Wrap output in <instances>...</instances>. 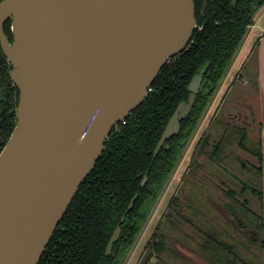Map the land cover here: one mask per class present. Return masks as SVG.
Listing matches in <instances>:
<instances>
[{
    "label": "water",
    "instance_id": "obj_1",
    "mask_svg": "<svg viewBox=\"0 0 264 264\" xmlns=\"http://www.w3.org/2000/svg\"><path fill=\"white\" fill-rule=\"evenodd\" d=\"M9 18L12 41L4 29ZM200 28L195 0L0 1L1 46L20 90L16 126L0 153V264H39L112 130L148 98L162 68ZM209 68L192 79L155 157L180 133Z\"/></svg>",
    "mask_w": 264,
    "mask_h": 264
},
{
    "label": "trees",
    "instance_id": "obj_2",
    "mask_svg": "<svg viewBox=\"0 0 264 264\" xmlns=\"http://www.w3.org/2000/svg\"><path fill=\"white\" fill-rule=\"evenodd\" d=\"M233 2L209 0L202 12L204 0H195L201 28L196 30L191 46L162 68L148 98L120 129L112 130L103 155L81 184L39 264H123L249 27L264 6V0H239L236 6ZM209 63L205 87L190 115L181 122L179 135L169 139L155 157L175 110L189 99V84ZM1 71L3 80L2 76H8V72L2 68ZM7 97L8 101H14L13 95ZM6 105V101L0 104ZM8 108L11 111L4 113L0 128L8 137L0 143V153L17 122L18 103ZM247 139L246 128L217 118L212 121L196 144L181 188L172 196L164 219L150 240L143 264H149L152 257L163 262L169 249L189 263L194 259L185 252L188 250L210 264H264V194L259 185L263 151L249 148ZM235 143L258 157L260 165L237 158L244 175L228 167L223 157ZM217 173L227 178L221 184L213 178ZM146 175L148 181L142 186ZM230 183L241 189L232 188ZM212 189L218 192L217 197ZM246 193L258 198L260 211L252 208L249 198L241 199ZM136 195L133 208L126 213ZM125 214L121 237L108 255L109 242Z\"/></svg>",
    "mask_w": 264,
    "mask_h": 264
},
{
    "label": "rangeland",
    "instance_id": "obj_3",
    "mask_svg": "<svg viewBox=\"0 0 264 264\" xmlns=\"http://www.w3.org/2000/svg\"><path fill=\"white\" fill-rule=\"evenodd\" d=\"M263 9L264 6L258 12L259 15ZM259 15L256 16L255 21ZM255 45L256 41L251 42V46L248 48L249 50L244 49L241 57L238 56V59L240 58V60L234 69V65L233 67H230V64L229 71H227L216 92L210 99L195 132L184 149L179 163L157 200L147 222L123 264H143V260L146 259L148 255L150 240L154 236L157 227L162 223L172 196L181 188L184 176L191 164L196 144L204 132L210 128L214 119H221L224 122H230L233 125L246 128L248 131L247 146L255 151L260 149L263 151L264 96L258 91L257 87L256 90L253 87L256 83V77L252 69L257 67V54L253 53L251 57L249 56L252 46L255 47ZM225 77H227L226 81L230 79V82L229 84L227 83L228 86L226 87H224ZM251 79L255 80L254 83ZM237 158L245 160L247 164L253 163L255 165H260L258 157L235 143L226 149L223 162L239 175L244 174L240 168V164H238L239 161ZM221 175L222 174L217 173V175L213 176L214 180L219 184H221L222 179L225 177L224 175ZM260 182L259 185L262 187L263 181L261 180ZM230 184L232 188H237V190L241 189L236 183ZM212 191L217 197L218 192L214 189H212ZM241 196V199L249 198L252 208L260 211V204L257 197H253L248 193ZM185 229L189 233H193L190 228L185 227ZM192 244L196 246L195 242H192ZM185 252L194 259L192 263H189L187 259L169 249L163 256V262L162 260H157L156 257H152L149 264H164V262L167 264H210L199 255L197 256L191 253L189 250Z\"/></svg>",
    "mask_w": 264,
    "mask_h": 264
},
{
    "label": "crops",
    "instance_id": "obj_4",
    "mask_svg": "<svg viewBox=\"0 0 264 264\" xmlns=\"http://www.w3.org/2000/svg\"><path fill=\"white\" fill-rule=\"evenodd\" d=\"M263 8V7H262ZM260 11V10H259ZM257 15H259L257 13ZM256 15V16H257ZM256 19V17H255ZM264 9L260 13L259 17H257V20L254 22L253 25L249 27V30L245 36V39L243 43L241 44L236 56L235 60L231 63L230 67H233V69L238 65L240 58L238 59V56L241 57L243 54L244 49H248L251 46V42L256 41L255 47L252 46V49L250 51L249 56L251 57L253 53L257 54V67L253 68L252 71L254 72V75L256 77V83L254 84V88L256 90V87L259 92L262 93L264 96ZM249 50V49H248ZM247 50V51H248ZM230 78V77H229ZM227 77L224 79V87L228 86L230 79L226 81ZM252 82L254 83V79H251ZM226 82V84H225ZM228 83V84H227ZM262 190L264 194V148H263V176H262ZM263 217H264V205H263ZM263 240H264V233H263ZM263 262H264V248H263Z\"/></svg>",
    "mask_w": 264,
    "mask_h": 264
},
{
    "label": "flooded vegetation",
    "instance_id": "obj_5",
    "mask_svg": "<svg viewBox=\"0 0 264 264\" xmlns=\"http://www.w3.org/2000/svg\"><path fill=\"white\" fill-rule=\"evenodd\" d=\"M0 1H2V0H0ZM208 1L209 0H207V1L204 0V6H203V9H202V12L206 8ZM8 22H9V29L7 30L6 29V24ZM4 29H5V33H6L7 37L10 39V41H12L14 39V34H13V30H12V20H11V18H9L6 21ZM2 52L4 53L3 48L1 46V41H0V71H1V68H2V69H7V72H8V76L4 75V76H2L3 80H1L2 78L0 79V104H3L5 101H6V104H7L5 107H1L0 106V115H1V117H0V128H2V126H3L2 122H4V113L7 112V111H11V108H8V107L19 103V98H20V90L15 85V83L13 82V80L11 78V64H10L7 56L5 55V53L3 55ZM4 56H5V58H4ZM7 95L9 97L13 95L14 96V101L13 102L8 101L7 100L8 99ZM6 137H8L7 133L0 132V143L5 141Z\"/></svg>",
    "mask_w": 264,
    "mask_h": 264
},
{
    "label": "built area",
    "instance_id": "obj_6",
    "mask_svg": "<svg viewBox=\"0 0 264 264\" xmlns=\"http://www.w3.org/2000/svg\"><path fill=\"white\" fill-rule=\"evenodd\" d=\"M153 91V88L150 86L149 87V92ZM127 122V118L125 120H123L118 126H117V130L120 129V127L125 124Z\"/></svg>",
    "mask_w": 264,
    "mask_h": 264
},
{
    "label": "bare ground",
    "instance_id": "obj_7",
    "mask_svg": "<svg viewBox=\"0 0 264 264\" xmlns=\"http://www.w3.org/2000/svg\"><path fill=\"white\" fill-rule=\"evenodd\" d=\"M8 14H11V11H10V9H8Z\"/></svg>",
    "mask_w": 264,
    "mask_h": 264
}]
</instances>
